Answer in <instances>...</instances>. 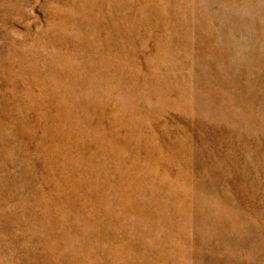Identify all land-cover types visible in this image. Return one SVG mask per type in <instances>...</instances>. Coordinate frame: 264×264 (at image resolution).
Returning a JSON list of instances; mask_svg holds the SVG:
<instances>
[{"label":"rangeland","instance_id":"obj_1","mask_svg":"<svg viewBox=\"0 0 264 264\" xmlns=\"http://www.w3.org/2000/svg\"><path fill=\"white\" fill-rule=\"evenodd\" d=\"M0 264H264V0H0Z\"/></svg>","mask_w":264,"mask_h":264}]
</instances>
